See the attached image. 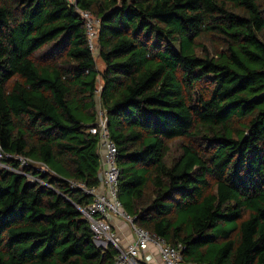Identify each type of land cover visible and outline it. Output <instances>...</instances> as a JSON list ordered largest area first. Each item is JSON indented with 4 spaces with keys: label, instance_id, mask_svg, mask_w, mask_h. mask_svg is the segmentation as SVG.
I'll list each match as a JSON object with an SVG mask.
<instances>
[{
    "label": "trees",
    "instance_id": "trees-1",
    "mask_svg": "<svg viewBox=\"0 0 264 264\" xmlns=\"http://www.w3.org/2000/svg\"><path fill=\"white\" fill-rule=\"evenodd\" d=\"M75 4L100 18L102 70L74 3L0 0V146L56 173L0 166V264L112 263L68 180L99 182L98 103L136 224L187 261L264 264V0Z\"/></svg>",
    "mask_w": 264,
    "mask_h": 264
},
{
    "label": "built area",
    "instance_id": "built-area-1",
    "mask_svg": "<svg viewBox=\"0 0 264 264\" xmlns=\"http://www.w3.org/2000/svg\"><path fill=\"white\" fill-rule=\"evenodd\" d=\"M74 3L76 12L84 21L87 35V43L93 54H96L97 27L100 18L89 9H83L75 4L76 0H68ZM97 87L96 90H100ZM95 124L89 127L91 132H97L99 141V182L94 186H87L81 180L68 179L73 187H80L91 200L86 205H77L83 216L88 220L93 232V240L97 245L105 246L112 243L117 252L111 264H154L151 259L158 255L159 264H206L187 261L182 257L184 245L182 243L171 244L166 238L156 232L149 231L135 223L134 216L128 213L118 196L119 168L117 165V146L111 137L107 124L105 110L98 103ZM13 159L17 166L10 163ZM0 166L23 173L31 181L48 184L38 173L25 170L24 167H33L39 172L56 174L46 163L33 160L17 152H7L0 146ZM117 217L125 221L133 233L130 241L123 244L119 235L114 231L111 219Z\"/></svg>",
    "mask_w": 264,
    "mask_h": 264
},
{
    "label": "crops",
    "instance_id": "crops-1",
    "mask_svg": "<svg viewBox=\"0 0 264 264\" xmlns=\"http://www.w3.org/2000/svg\"><path fill=\"white\" fill-rule=\"evenodd\" d=\"M104 68V64L101 66V68H98L100 70H102ZM98 84L97 87H102V79L100 76H98ZM99 91L100 90H96V97L97 100L99 101ZM112 224H113V228L114 231L119 235L121 242L123 244H125L126 242L130 241L133 237V233L131 231V229L129 228V225L123 221L122 219H119L117 217H113L111 219ZM151 261L154 264H159L160 260L157 254L154 255V257L151 259Z\"/></svg>",
    "mask_w": 264,
    "mask_h": 264
},
{
    "label": "rangeland",
    "instance_id": "rangeland-1",
    "mask_svg": "<svg viewBox=\"0 0 264 264\" xmlns=\"http://www.w3.org/2000/svg\"><path fill=\"white\" fill-rule=\"evenodd\" d=\"M95 55V61H96V66L97 68H101V66L104 64L101 57L98 55V48L96 50V54ZM181 139L180 138H175L173 141H171L170 143V152L168 157L172 158L174 157V155H176V153L179 150V143H180ZM107 245V244H106Z\"/></svg>",
    "mask_w": 264,
    "mask_h": 264
}]
</instances>
